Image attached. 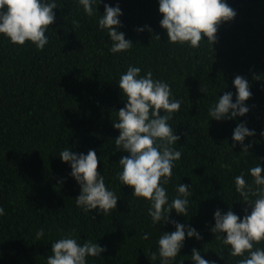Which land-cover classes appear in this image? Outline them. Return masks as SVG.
<instances>
[{
    "label": "trees",
    "instance_id": "trees-1",
    "mask_svg": "<svg viewBox=\"0 0 264 264\" xmlns=\"http://www.w3.org/2000/svg\"><path fill=\"white\" fill-rule=\"evenodd\" d=\"M226 3L236 16L219 25L213 46L205 40L198 48L168 43L158 0H101L92 17L76 0H57L49 43L40 51L0 36V206L6 210L0 217V264H46L51 244L70 232L106 249L89 264H159L151 254L160 234L174 231V225L154 226L149 204L116 179L128 153L116 149L120 133L112 122L127 103L118 82L130 64L139 66L141 75L151 71L168 82L172 98L182 101L169 122L182 157L165 187L171 200L180 183L190 186L187 217L173 211L170 221L195 228L201 239L186 236L174 264H193V249L214 264H237L239 258L211 228L217 209L223 214L231 207L241 218L245 209L250 214L234 177L244 172L251 182L248 169L264 166V0ZM105 4L122 11L118 31L134 44L126 53H110V38L98 30ZM238 75L250 84L249 112L232 120L210 119L208 109L218 97L232 92L235 102ZM239 123L255 130L244 142L250 145L247 155L239 144L231 149ZM66 147L84 154L96 150L97 171L120 198L114 210L103 215L76 206L80 187L59 158ZM40 228L45 236L37 241ZM144 233L150 238L142 239Z\"/></svg>",
    "mask_w": 264,
    "mask_h": 264
},
{
    "label": "clouds",
    "instance_id": "clouds-1",
    "mask_svg": "<svg viewBox=\"0 0 264 264\" xmlns=\"http://www.w3.org/2000/svg\"><path fill=\"white\" fill-rule=\"evenodd\" d=\"M76 2L87 16L92 17L97 13L95 5L101 0ZM158 4L162 15L160 27L166 30L168 43L191 48H198L202 40L213 46L219 25L236 16L226 0H158ZM57 7V0H0V36L17 46L30 43L38 51L43 50L49 43L46 33L55 21L53 10ZM104 8V14H100L98 19V30L106 32L110 38L109 52H128L134 44L125 38L123 32L118 31L122 26L120 7L105 4ZM141 71L139 66L130 64L118 82L127 103L117 112V121L112 122L120 133L115 145L117 150L128 155L120 159L121 170L116 179L133 190V197L143 198L149 204L147 215L154 226L169 222L174 225V231L160 234L158 248L151 254L153 262L158 259L159 264H174L186 236L201 239L195 228L170 221L173 211L187 217L191 203L190 186L180 183L175 189L177 195L171 200L165 187L173 175L175 163L182 157V151L175 147L179 136L169 123L180 109L182 101L172 98L168 82L155 79L151 71L145 75H141ZM233 86L236 89L235 102L232 92L218 97L208 109L210 119L232 120L249 112L245 101L252 95L250 84L238 75ZM254 135L255 130H250L245 123H239L232 134L234 143L231 149L239 144L241 154L247 155L250 145H245V139ZM59 158L70 165V175L80 187L75 202L82 212L98 209L105 215L116 208L120 198L106 185L104 175L98 173L99 161L95 149L84 154L66 147L60 151ZM221 167L229 166L221 164ZM247 174L252 178L251 182L241 172L234 177V184L235 191L250 207V214L245 209L241 218L231 207L223 214L217 209L211 232L228 246L232 257L239 258L237 264H264V247L257 246L264 242V166L258 163L248 169ZM5 215V208L0 206V217ZM44 236L45 230L40 228L35 239L39 241ZM149 238V233L142 236V239ZM104 251L106 249L96 241L81 242L70 232L62 234L51 244L52 255L47 257L46 264H89L90 258H97ZM191 260L193 264H214L204 259L196 249L192 250ZM181 264L184 262L181 261Z\"/></svg>",
    "mask_w": 264,
    "mask_h": 264
}]
</instances>
